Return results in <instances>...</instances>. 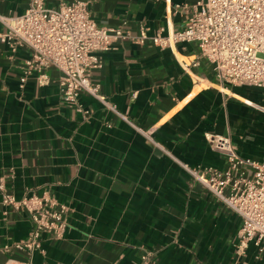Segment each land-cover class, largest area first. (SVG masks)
<instances>
[{"label": "crops", "instance_id": "1", "mask_svg": "<svg viewBox=\"0 0 264 264\" xmlns=\"http://www.w3.org/2000/svg\"><path fill=\"white\" fill-rule=\"evenodd\" d=\"M73 1L87 2L100 26L167 36L184 26L179 7L197 0H45L52 8ZM29 4L0 0V16ZM100 56L93 81L151 139L90 95L81 94V111L66 104L54 68L48 84L34 75L22 84L29 50L11 59L0 43V183L17 198L48 193L69 208L64 236L44 234L31 264H264L253 243L239 257L240 217L182 167H226L207 134L264 162L263 90L222 82L206 59L195 65L194 44L128 39ZM31 227L28 214L0 204V264L30 261L13 244Z\"/></svg>", "mask_w": 264, "mask_h": 264}, {"label": "built area", "instance_id": "2", "mask_svg": "<svg viewBox=\"0 0 264 264\" xmlns=\"http://www.w3.org/2000/svg\"><path fill=\"white\" fill-rule=\"evenodd\" d=\"M179 10L186 17L182 29L167 36L161 31L149 36L142 28L139 35H133L121 27L97 24L87 2H63L52 8L45 0H30L24 14L0 16L7 26V31L0 33V43L8 47L11 59L20 49L29 50L22 84L34 75L44 86L49 83L46 71L54 68L60 73L59 83L66 104L81 111V94L90 95L149 139L150 132L142 130L109 102L101 86L92 79L93 72L103 66L100 54L111 50L117 42L129 39L145 44L150 40L160 49L181 43L194 44L199 49L195 65L200 59H206L222 82L260 88L264 100V0H197ZM257 108L264 112V104ZM207 140L225 158L226 167L187 164L182 167L240 217L236 245L239 257L246 255L252 243L264 250V162L239 155L228 136L207 134ZM0 195V204L25 212L31 220L27 238L13 244L28 254L30 261L23 264H31L34 253L42 250L44 234L57 239L64 236L69 208L53 195L17 198L7 192L4 182L0 183ZM5 249L10 251L11 247ZM142 259L148 262L147 255Z\"/></svg>", "mask_w": 264, "mask_h": 264}]
</instances>
